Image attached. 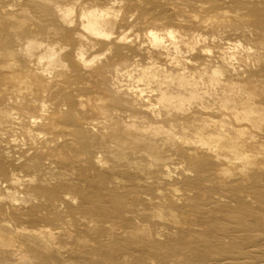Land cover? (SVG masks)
Returning <instances> with one entry per match:
<instances>
[{
    "label": "bare ground",
    "instance_id": "obj_1",
    "mask_svg": "<svg viewBox=\"0 0 264 264\" xmlns=\"http://www.w3.org/2000/svg\"><path fill=\"white\" fill-rule=\"evenodd\" d=\"M0 264H264V0H0Z\"/></svg>",
    "mask_w": 264,
    "mask_h": 264
},
{
    "label": "rangeland",
    "instance_id": "obj_2",
    "mask_svg": "<svg viewBox=\"0 0 264 264\" xmlns=\"http://www.w3.org/2000/svg\"><path fill=\"white\" fill-rule=\"evenodd\" d=\"M238 40L239 41H241V43H243L244 42V40L241 38V37H238V36H236L235 34H233V35H230L229 36V40H228V43L230 42V43H233V42H238ZM1 184H4V182H2ZM6 184V183H5ZM2 187H4V186H2Z\"/></svg>",
    "mask_w": 264,
    "mask_h": 264
}]
</instances>
